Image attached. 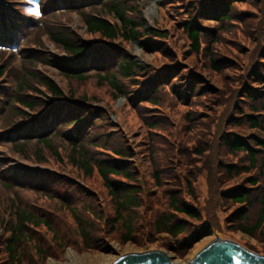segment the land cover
I'll use <instances>...</instances> for the list:
<instances>
[{"label": "trees", "instance_id": "obj_1", "mask_svg": "<svg viewBox=\"0 0 264 264\" xmlns=\"http://www.w3.org/2000/svg\"><path fill=\"white\" fill-rule=\"evenodd\" d=\"M43 1L32 37L45 33L67 59L32 55L21 57L19 69L0 64V76L7 70L15 78L12 90L0 95V140L11 142L10 150L23 159L30 161L31 152L34 161L59 171L6 167L10 160L0 155L3 187L25 188L58 204L72 219L73 225L65 224L80 251L109 249L107 237L119 232L121 246L148 244L182 259L212 230L240 234L246 249L264 253V0H159L152 24L139 0H61L64 12H77L93 37L85 42L52 22L58 0ZM3 18L0 12V42L10 43ZM135 42L155 54L151 64L138 62L124 46ZM38 60L59 68L70 84L67 93L35 70ZM89 82L92 90L79 87ZM104 88L111 99L125 97L127 110L141 121L144 141L137 150L111 126L110 113L92 105L101 100L96 89ZM134 151L146 157L156 192L139 186L129 162ZM62 155L70 178L99 180V191L105 189L112 214L104 233L100 209H90L94 191L63 175ZM201 174L214 205L196 196ZM72 190H80L88 206L63 196ZM25 203L12 206L6 220V207L0 208V227L10 232L0 237V264H22L26 257L43 264L45 249L36 242L41 235L65 245L44 216L47 208Z\"/></svg>", "mask_w": 264, "mask_h": 264}, {"label": "rangeland", "instance_id": "obj_2", "mask_svg": "<svg viewBox=\"0 0 264 264\" xmlns=\"http://www.w3.org/2000/svg\"><path fill=\"white\" fill-rule=\"evenodd\" d=\"M141 4V11L144 16V18L149 22L152 23L153 19L156 17V5L159 0H139ZM46 2L45 0L42 2V4ZM1 10L4 14V18L2 19V23L7 28L5 32H7L8 35H11L15 38V40L11 44H4L3 47H0V64L3 63H9L8 66H12L15 69H19L22 64V56H25V58H29L32 55L42 56L43 58H46L47 60H50L52 58H60L61 60L67 59L64 55V52H62L59 48L55 47V45L48 39L45 33H39L38 39L36 37H32L33 33H37V30L35 29L34 24L31 25L28 23H24L22 26L17 25V22H15V18L17 17L18 20L23 22L25 19H32L33 22L39 23L42 19L41 14H36L37 12V0H0ZM65 10H59L56 11L58 13V17L53 19L52 22H55L57 24H61L64 27H66L69 31L74 32L78 34L79 38H81L82 41H91L93 40L92 36L87 34L85 27L83 26L82 22L80 21V16L77 12H64ZM62 13V14H61ZM26 21V20H25ZM4 34V33H3ZM119 39L115 43H119ZM247 42L249 44L251 43V38H248ZM182 43V41H181ZM1 45V44H0ZM128 50L131 51L132 55L136 58L138 62H143L148 64H151L153 60H155V54L154 53H143L139 46L136 43L125 44L124 45ZM3 49V50H2ZM235 52L234 50L232 51ZM180 57V54H179ZM40 60L36 61L35 70L43 77H46L53 81L57 87L62 90V92L65 94L67 93V89L69 88L70 84L69 81L60 73L59 68L50 62H39ZM31 65V64H30ZM15 78L12 76V74L9 73V71L5 70L3 72V77L0 78V95H5L9 91L12 90V87L14 85ZM79 87H85L87 91L92 90L95 86L92 85L91 82L80 85ZM77 87V88H79ZM44 90L42 87H39ZM46 93V91H44ZM96 92L99 94V97H101V100L96 101L92 103L94 107H98L105 111L106 113H110L109 117L111 118V126H117L120 133L126 138L128 145L131 149L137 150L140 146H143L142 143L144 141V137L141 136V121L137 119V117L134 115V113L130 110H127V105L125 104V97L121 96L118 98L111 99L108 91L106 88L104 89H96ZM37 93H33L32 95L37 96ZM42 95V94H41ZM1 101V100H0ZM125 106V107H124ZM157 108V107H156ZM156 108L152 109L153 111H156ZM112 110V112H111ZM0 115L2 113L0 112ZM24 123V122H23ZM4 130V127L1 126V119H0V134ZM12 133H9L8 135H11ZM11 142L6 141L4 139L0 140V155H3L7 158H9L10 163L6 167H17L18 169L24 168L29 169L31 172H35L36 170H54L59 171L58 168L54 165H42L38 162L34 161L35 158H33V155L31 152L29 153L30 161H27L23 159L20 156V153L17 151L12 152L10 150ZM64 154V153H63ZM106 154V153H104ZM107 155V154H106ZM63 156V155H62ZM64 160L63 163V175L69 179L71 167L69 166L68 162L66 161L65 157H62ZM129 162L133 165L134 172L137 175L139 186L141 187L142 191L146 193L147 188L149 187V191L154 190V192L157 191V188L155 190V186L152 185V183L148 180V169H147V159L146 157L139 155L138 152L132 153ZM146 176V178H145ZM140 179V181H139ZM146 179L148 183H146ZM69 180H71L73 184L77 185L78 187H82L83 189H91L94 191L95 198L97 201L95 203H92L93 206L90 207V209H100V213L103 216L101 223V233H104L107 228V220L112 214L111 209L108 207V204L105 200L106 197H104L105 189L102 191H99L101 188L99 184V180H86L84 181L81 178L78 177H71ZM14 182H16L13 179ZM22 182V181H21ZM53 187V185H50ZM208 184L205 182L204 175L201 174L195 184V192L196 196L199 198L200 204H203L204 206L207 205L208 201L210 200L214 205V198L211 195V193L208 190ZM60 190V187H59ZM61 191V190H60ZM59 191V192H60ZM77 190H72L70 193H63V196H66L71 201L72 205L76 204L75 206H88V201L82 194L80 190L79 193L75 192ZM85 191V190H84ZM86 193V192H84ZM161 193V189L159 188V191L155 194V197L158 198L159 194ZM91 196V194H88V196ZM94 196V195H93ZM6 197H9L12 201L8 202L6 200ZM25 202H30L31 204H36L38 206H42L43 209L47 208V213L44 214L46 218L50 221L52 226L57 230L58 234L62 238V242H65V245L60 248V246L54 245L50 240L49 236L45 235L44 237L38 236L36 238V242L39 243L44 249H45V259L43 264H110L113 263L118 257H120L123 254L131 253V252H143L148 250H160L157 247L149 246L143 247V248H134L131 243H128V245L121 246L116 237L118 236L119 232H115L113 236L107 237L109 241V249H100L98 251L90 252V251H80L79 247L75 245L74 237L71 235V233L67 230L65 222L69 221L72 223V219L68 215L62 216V211H60L58 204L51 202L50 200H46L44 202L43 200H39L38 198H34V194H32L30 191L23 189L15 188L14 191L7 190L3 187L0 181V208L3 209V207H6V209H3V219H8L7 213H12V206L18 205V204H26ZM157 205V203H156ZM24 206V205H23ZM162 207V205H161ZM214 207V206H213ZM89 208V207H87ZM216 208V207H215ZM150 215V214H149ZM218 220H220L219 214H216ZM7 217V218H6ZM219 228L224 231V223L221 222L219 225ZM9 231L5 230V228L2 229L0 227V237H9ZM226 236L222 234H218L216 232H213L212 230L207 233L205 236H203L201 239H199L189 250L188 254L182 258L178 259L175 257V255L169 253L167 250L162 249V252H165L168 254V256L171 258L172 262H178L182 264H188L190 260H192L196 254L205 247L214 237L217 235L220 238L223 239H229L232 240L238 244H242V240H240V234H236L234 238L229 236L228 233H226ZM103 237H105L103 235ZM251 242H254V240H250ZM243 246V245H241ZM244 247V246H243ZM261 255H264L262 253ZM0 261L5 260V252L0 253ZM29 261V262H28ZM34 264H37L36 262H33ZM22 264H32V260H27V257L24 258L22 261Z\"/></svg>", "mask_w": 264, "mask_h": 264}, {"label": "water", "instance_id": "obj_3", "mask_svg": "<svg viewBox=\"0 0 264 264\" xmlns=\"http://www.w3.org/2000/svg\"><path fill=\"white\" fill-rule=\"evenodd\" d=\"M110 264H182L172 262L160 250L126 253ZM188 264H264V255L256 254L240 244L215 236Z\"/></svg>", "mask_w": 264, "mask_h": 264}, {"label": "snow or ice", "instance_id": "obj_4", "mask_svg": "<svg viewBox=\"0 0 264 264\" xmlns=\"http://www.w3.org/2000/svg\"><path fill=\"white\" fill-rule=\"evenodd\" d=\"M36 14L39 15V11L38 10H37Z\"/></svg>", "mask_w": 264, "mask_h": 264}]
</instances>
